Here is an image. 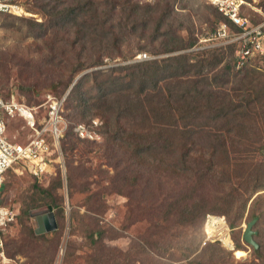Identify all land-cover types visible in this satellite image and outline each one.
<instances>
[{"label":"rangeland","instance_id":"obj_1","mask_svg":"<svg viewBox=\"0 0 264 264\" xmlns=\"http://www.w3.org/2000/svg\"><path fill=\"white\" fill-rule=\"evenodd\" d=\"M20 1L30 15L0 16V94L6 100L14 99L28 106L42 104L48 95L58 99L67 98L72 78L64 65L68 64L67 57L73 59L76 52L86 59L97 55L102 49L104 54H109L106 55L109 58L105 59L106 65L100 68L137 62V56L144 54L147 58L143 60L162 59L186 52L153 55L164 48L167 38L162 33L169 31L172 36L182 35L184 38L190 34L199 42L207 32L224 21L210 0H94L95 12L87 13L86 17L79 16L81 25L68 23L64 27H49L44 14L35 9L34 0ZM78 1L67 0V5H74ZM245 1L251 6H243V14L254 22L261 21L263 17L257 9L264 12V0ZM114 4L116 8H113ZM168 9L172 12L171 17L157 28L160 16ZM29 20L43 26L32 27L26 22ZM182 28L187 29L188 33ZM78 32L87 35L81 43L73 44ZM113 36H117L121 42L111 43ZM84 42L87 51L83 53ZM51 45L54 47L53 52ZM221 52L225 53V60L214 72L223 69L225 62L232 64V51L227 49ZM133 54L135 57L132 60L122 61V56ZM210 54L208 52L207 55ZM110 57L116 60L111 62ZM56 64L64 68L58 70ZM253 66L264 71V63H254ZM92 69L96 68L86 71ZM231 72L229 77L220 75L219 80H211L212 84L231 94L240 95L243 83L250 80L244 76V70ZM227 78V84L223 85L222 80ZM254 80L255 85H264L263 76ZM23 86H31L32 90L25 92ZM87 88L91 90L92 96H96L91 84ZM75 115V112L64 106L63 117L69 128L61 140L65 174L60 187L57 185L59 175L40 181L28 175L8 172L1 188L2 201L19 208L20 215L17 223L4 236L7 260L0 264H182L185 261L179 260L186 256L192 259L208 246L209 243L203 244L206 240L204 229L207 215L224 216L234 247L245 248L247 256L238 259L233 250L216 242V246H223L230 252L226 260L228 264H249L256 260L253 248L244 241L243 234L246 225L257 215L260 219L253 226L256 232L254 238L264 242V192L259 200L254 195L247 202L246 210L240 217V201H224L226 194L233 193L238 198L240 194L242 197L246 194L233 165H228L229 169L223 171L219 168L220 172L230 176V180L218 183L217 180L206 178L200 189L195 190L193 187L198 181L191 171L188 173L192 179L186 182L168 172L160 177L157 157L146 156L145 160H136L125 145L111 143L106 136L97 144L77 140L71 128L75 123L87 120ZM99 118L105 121L104 117ZM125 122L128 124L126 119ZM256 122L252 123L253 130L244 141L250 145L247 155L242 150L244 147L237 143L231 150L232 163L234 160L249 161L246 162L247 166L239 169L240 173L242 169L252 170L253 165L260 164L261 171H264V154L258 150L260 145H264V123L260 119ZM24 124L23 120H10L9 138L27 141L31 131ZM203 129L204 133H201L200 127L194 129L198 133L197 150L199 147L207 148L209 138L217 133L211 128ZM192 155V165L206 159V155L200 152ZM172 156L174 158L167 159L171 163L176 160L175 155ZM52 201L56 204L54 212L58 211V206H62L65 211L59 231L53 235L44 234L43 237L35 234L33 238L30 231L35 232L37 222L29 211L49 205ZM194 206L195 211L190 216V209ZM71 216L75 218L73 221ZM232 222L234 228L231 227ZM96 231L100 239L93 244L90 233ZM259 232L261 237H257ZM15 250H19V253L12 255Z\"/></svg>","mask_w":264,"mask_h":264},{"label":"trees","instance_id":"obj_2","mask_svg":"<svg viewBox=\"0 0 264 264\" xmlns=\"http://www.w3.org/2000/svg\"><path fill=\"white\" fill-rule=\"evenodd\" d=\"M34 6L35 9L44 14L49 27H64L68 23L81 25L78 22L79 16L86 17L87 13L95 12L94 0H80L74 5H67V0H34ZM113 8H116V4L113 5ZM171 14L170 9L164 12L160 16V21L157 22V28L159 24L161 26L165 20H168ZM219 14L224 21H229L220 12ZM87 20L88 18L86 24ZM26 22H29L32 27L40 28L43 26V24L31 20ZM182 30L188 33L187 29L182 28ZM162 34L167 38L164 41V48L161 52H155L153 55L185 50L186 52L169 55L162 59L137 61L109 68H100L106 65L105 59L109 58L106 56L109 54H104L102 49L97 52V55L88 56L86 59L81 58L80 52H76L73 59L67 57L66 62L68 64L64 66L68 68L69 77L72 78L68 88L71 87L80 73L90 68L96 69H92L83 75L72 87L65 100L66 108L75 112V116L87 120L78 123H89L96 118L101 120L99 116L104 117L105 121L101 120L102 125L100 127L102 141L103 137L106 136L111 143H122L136 160H145L146 156L157 157L160 177L168 172L176 174L177 177H180L178 180L186 182L192 179L188 173L191 171L196 175L198 181L193 187L195 190L200 189L206 178L207 180L210 178L217 180L218 183L230 180L231 178L227 173L220 171L229 169L228 165H233L242 181L246 196L242 197L240 194L238 198L235 194L230 193L224 196V201L232 203L235 199L239 200L241 205L239 206L241 214L240 212L239 214L242 217L247 202L254 195H257L256 199L259 200L264 192V171L263 169L261 171L260 164L258 166L253 165L252 170L242 169L240 173L239 169L247 166V159L234 160L232 163L231 150L237 143L244 147L242 150L247 155L250 145L245 144L244 141L249 138L253 130L252 123L256 124V120L259 119L264 123V85L254 84V79L259 76L264 77V71L260 67H254V64L237 70L234 65V46L211 50H192L198 45V41L190 34L188 38H184L182 35L172 36L169 31ZM86 35V33L80 34L78 32L77 38L72 43H81ZM111 38L113 44L121 42L117 36ZM86 49V42H84L83 53L87 51ZM227 49L233 53L232 64L225 62L223 69L214 72L225 60V53L221 51ZM53 51L54 47L51 45V52ZM208 52H211L209 56L207 55ZM53 55L55 56V53H52ZM128 55L122 56V61H130L135 57V54ZM63 56L65 55L63 54ZM110 60L113 62L116 58ZM64 66L55 65L58 70H62ZM233 70L246 71L244 76L246 75L250 80L248 83H243L240 89L242 95L231 94L221 89L222 87L216 88L212 84L211 80H219L220 75H226V77L228 75L229 77ZM247 78L245 77V79ZM222 81L223 85H226L228 78ZM88 84H91V87L96 90V96L90 94L91 90L87 88ZM55 86H57L56 83ZM54 88L56 89V87ZM22 90L31 91L32 87L23 86ZM125 119L128 124H126ZM198 127L201 128V133H204V127L217 130V133L209 138V147H199L197 150L195 146L198 138H196V134L198 133L194 129ZM71 132L75 136L73 128H71ZM75 138L86 144H97L80 140L76 136ZM228 141H232V143L228 144ZM65 144L64 148H66ZM258 150L264 154V145H260ZM194 152L206 155V159L196 161L195 165H192L190 160L193 158ZM172 155H175L176 159L173 163L167 160L168 157L174 158ZM57 175H59L57 185L60 187L62 176L60 172ZM55 205L52 201L48 206L54 210ZM194 208L196 207L188 208V211L190 209V216L193 215ZM33 210L29 211L31 217H33ZM54 213L58 222L57 231H59L62 223L60 220L65 218L64 208L58 206V211ZM255 218L257 221L260 219L257 215ZM74 219V216H71V221ZM231 225L234 228V222ZM55 233L56 231L47 234L53 235ZM30 234L33 238L36 237L33 230L30 231ZM43 236L44 234L40 237ZM259 236L261 237V232L257 235V237ZM98 239L100 236L97 231L90 233V241L93 244H96ZM256 242L259 247L258 249L253 248V252L258 262L253 260L249 264H264V242L260 240H256ZM215 244L217 243H209L206 248L201 250L200 255L192 259L186 256L179 261H185L182 264H228L226 260L230 252L222 248L223 246L220 247ZM235 249L245 250L244 247L237 245ZM18 253L19 250H15L12 255ZM160 257H162L161 252ZM66 258L67 255H65Z\"/></svg>","mask_w":264,"mask_h":264},{"label":"built area","instance_id":"obj_3","mask_svg":"<svg viewBox=\"0 0 264 264\" xmlns=\"http://www.w3.org/2000/svg\"><path fill=\"white\" fill-rule=\"evenodd\" d=\"M218 11L229 21H221L205 37L199 39L198 45L192 50L217 49L234 46V65L237 70L254 63H264V12L257 9L263 19L253 21L242 12V7L251 6L245 0L212 1ZM256 9V8H255ZM27 17L28 14L20 0H0V15ZM143 57V58H142ZM147 56H137V61H143ZM62 99L51 95L38 106H28L16 100H6L0 94V262L7 260L5 254L4 236L17 223L20 215L15 205H6L2 201L1 188L9 171L18 175H28L37 180H48L58 172L65 174L64 155L61 140L69 125L63 117L64 103ZM43 110V111H41ZM23 120L31 135L25 142L9 138L10 120ZM102 121L98 118L89 123H75L73 132L80 140L100 143ZM214 216V215H213ZM220 217V216H218ZM207 215L205 227L211 219ZM226 222L225 232L230 236V228ZM206 240L203 244L221 242L219 236H209L205 230ZM232 251V250H231Z\"/></svg>","mask_w":264,"mask_h":264},{"label":"water","instance_id":"obj_4","mask_svg":"<svg viewBox=\"0 0 264 264\" xmlns=\"http://www.w3.org/2000/svg\"><path fill=\"white\" fill-rule=\"evenodd\" d=\"M88 72L89 71H85L76 78V80L73 82V84L69 88L67 95L70 93L72 87L76 84V82ZM32 216L33 218L36 219V222H37V228L35 229L36 235L52 233L58 230V222L56 219V215L54 211L51 210L48 205H45V206H42V207H39L33 210ZM256 221H257V218H254L251 222H249L246 225V229L244 230V234H243L244 241L254 249H258L259 247L258 243L254 239V235L256 234V232L253 231V226L256 223Z\"/></svg>","mask_w":264,"mask_h":264},{"label":"bare ground","instance_id":"obj_5","mask_svg":"<svg viewBox=\"0 0 264 264\" xmlns=\"http://www.w3.org/2000/svg\"><path fill=\"white\" fill-rule=\"evenodd\" d=\"M217 2L218 0H210ZM220 1V0H219ZM212 218L208 222L207 226L204 230H206L209 236H219V239L223 241V243L228 246L231 250H233L234 255L238 258H244L247 256L246 251L244 250H236L231 238L228 237L227 233L225 232L226 229V222L223 221L218 216H211Z\"/></svg>","mask_w":264,"mask_h":264}]
</instances>
